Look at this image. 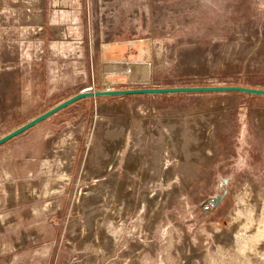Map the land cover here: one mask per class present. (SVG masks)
<instances>
[{
    "label": "rangeland",
    "instance_id": "374dc122",
    "mask_svg": "<svg viewBox=\"0 0 264 264\" xmlns=\"http://www.w3.org/2000/svg\"><path fill=\"white\" fill-rule=\"evenodd\" d=\"M106 84L264 89V0H0V137ZM0 264H264V96L82 99L4 143Z\"/></svg>",
    "mask_w": 264,
    "mask_h": 264
},
{
    "label": "water",
    "instance_id": "95a60500",
    "mask_svg": "<svg viewBox=\"0 0 264 264\" xmlns=\"http://www.w3.org/2000/svg\"><path fill=\"white\" fill-rule=\"evenodd\" d=\"M144 73L140 76L136 74V64L128 62H106L103 63V72L105 76H127L130 83L141 82L149 83L151 81V69L149 64L144 65ZM229 93L237 92L254 96H264V89H253L235 85H222V86H195V87H161V88H134V89H113L108 84L104 90H93L91 87L81 90L75 95L61 101L52 108L42 114L32 118L25 124L19 126L15 130L0 137V146L9 140L23 134L24 132L35 127L39 123L45 121L59 111L69 107L70 105L88 98L99 97H115V96H128V95H168V94H198V93Z\"/></svg>",
    "mask_w": 264,
    "mask_h": 264
},
{
    "label": "crops",
    "instance_id": "0c3cea01",
    "mask_svg": "<svg viewBox=\"0 0 264 264\" xmlns=\"http://www.w3.org/2000/svg\"><path fill=\"white\" fill-rule=\"evenodd\" d=\"M113 51V52H112ZM116 52V51H115ZM107 53H114V49H111V48H105L104 50H103V54L105 55V54H107ZM117 53V52H116ZM118 57V56H117ZM113 59V58H112ZM114 59H116V58H114ZM124 100H122V102H123Z\"/></svg>",
    "mask_w": 264,
    "mask_h": 264
},
{
    "label": "bare ground",
    "instance_id": "6f19581e",
    "mask_svg": "<svg viewBox=\"0 0 264 264\" xmlns=\"http://www.w3.org/2000/svg\"><path fill=\"white\" fill-rule=\"evenodd\" d=\"M127 123H128V122H127ZM111 165H112V164H111ZM109 166H110V165L108 164V165H107V168H108Z\"/></svg>",
    "mask_w": 264,
    "mask_h": 264
}]
</instances>
